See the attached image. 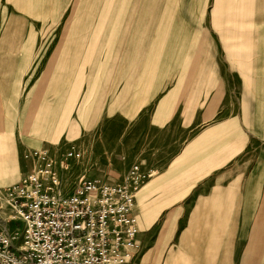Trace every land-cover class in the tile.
I'll use <instances>...</instances> for the list:
<instances>
[{
	"label": "crops",
	"instance_id": "crops-1",
	"mask_svg": "<svg viewBox=\"0 0 264 264\" xmlns=\"http://www.w3.org/2000/svg\"><path fill=\"white\" fill-rule=\"evenodd\" d=\"M212 1L209 25L202 26L197 17V14L201 15L202 0H0V157L8 160L0 169L7 170L8 164L16 162L19 171L14 176H22L31 168V162L24 156L26 151L44 147V143L61 136L70 141L75 140L78 133V136L92 132L105 135L111 131L108 127L116 126L119 121H132V130L136 121H148L155 129L164 128L170 121H179L180 129L205 124L181 148L171 166L149 178L143 186L145 193L164 176L195 158L188 170L163 185V188L174 190V187H180L185 175L211 168L218 160L229 159L238 146L250 139L263 140V64L251 73L246 74L244 65L238 71L240 121L233 116L220 121L211 119L217 113L225 85L216 65L217 42L223 49L224 60L232 65L237 46L244 45L245 49L239 53L242 57L247 55L254 30L258 31L257 46L264 47V39L259 36L261 31L264 32L260 22L264 20L260 16L264 14V0H256L257 5L251 10L249 7L246 10L245 5L250 0H223V4ZM221 4L226 11L220 9ZM219 10L222 13L236 11L237 33H248L247 41L239 35L231 40V54L225 53L216 29L218 26H215ZM250 19L256 22L248 21ZM197 25L204 33L205 41H210L212 46L210 70L200 69L207 65L201 64L199 55L192 64L190 62L191 67L188 64L186 29L192 30ZM231 29L234 26L231 28L227 23L225 30ZM52 30H58V33L49 36ZM229 39L227 37L226 42H230ZM243 59V63L247 62ZM172 79H175L173 84L170 83ZM191 82L194 84L189 88L187 83ZM254 159L248 175L239 183L241 187L238 186L243 191L253 167L260 168L258 185L250 187L254 197L241 201L252 207L260 206L253 226L245 228L243 234L239 233L242 209L237 207L233 211L230 203L231 211L226 215L210 213L207 218L214 228L225 221V231L220 233L224 248L219 249L217 245L218 234V238L208 241L211 247L202 240L194 255L191 248L196 246L199 230L187 228L178 238L179 247L187 251L186 256H174L167 262L264 264V229L261 230L264 149H258ZM93 178L103 180L98 176ZM172 200L173 197L168 196L163 204L168 205ZM235 200L236 196L233 202ZM136 207L137 197L133 208L138 219L140 242ZM143 214L141 226L145 230L150 223L144 225ZM229 220L234 228L230 231ZM185 233L188 242L183 245L181 237ZM211 235L214 234L211 232ZM206 237V234L202 236ZM224 258L225 262H222Z\"/></svg>",
	"mask_w": 264,
	"mask_h": 264
},
{
	"label": "rangeland",
	"instance_id": "rangeland-1",
	"mask_svg": "<svg viewBox=\"0 0 264 264\" xmlns=\"http://www.w3.org/2000/svg\"><path fill=\"white\" fill-rule=\"evenodd\" d=\"M243 1L247 2L246 0ZM206 2L207 5H205ZM212 2V0H202L201 2V15L199 16L197 14V17H200L202 26L209 25V15L213 9V7L210 6ZM222 2L223 0H218L219 4ZM222 4L221 7L218 6V9L220 7V9L226 11L227 8ZM245 5H247L246 10H248V7L250 10L255 9L257 1L250 0V2ZM222 6H224V8H222ZM237 16L236 11L222 13L219 10V13L216 14L217 18L215 26H218L216 29L220 34L219 38L226 54L233 53L231 40L233 41V38H237V35L242 36L243 39L247 41L246 37L248 33L240 34L236 31ZM260 16L264 17V14H260ZM65 18L66 17H64V19ZM248 21L256 22L253 19ZM260 22L263 23L262 28L264 29V20ZM227 23L230 24L231 28L234 26V29L228 31L225 30L227 28ZM222 28L224 29L223 31L221 30ZM56 32L58 33V30L49 31V36H53ZM59 32L61 33V30ZM256 33H258L257 29L254 30L253 39H250V45H248L246 50V56L242 57L239 53L245 49L244 45L237 46V54L234 56L235 60L232 62L233 65L230 64L228 60H224L223 49H221L220 43L217 42L216 39L219 49L218 51L216 47V58L218 59L215 58L216 65L218 66L219 74L224 77L223 80L225 85L222 89L223 95L217 113L212 117V121L225 120L229 116H233L235 119L238 118L237 121H240L241 88L238 71L242 70V65L245 67L246 74L256 70L259 64V68L261 67V64L264 65V47L260 45L259 47L263 49L259 50V47L257 46L258 42L255 40V37L257 36ZM59 36H61V34ZM259 36L261 39H264V32L261 31ZM186 37L190 39H188L189 66L191 67L190 62L192 64L195 57L199 55L201 56V64L207 65L206 68L200 69L210 70L211 66H209V60L212 59V51L210 48L212 46L210 41H205L204 33L201 32L198 25L193 27L192 30L187 28ZM227 37H230V42H226ZM224 38L225 40H223ZM257 52L258 54L256 55ZM244 53L245 52H243V54ZM259 54L261 55L260 60ZM236 57L238 60H236ZM243 58H245L247 62L243 63V61H245ZM262 69L264 70V66ZM225 76H227V79H225ZM174 81L175 79H172V81L170 80V83L173 84ZM193 84L194 82L187 83V86L190 88ZM261 92L263 93V91ZM134 123L133 130L131 129L132 121H119L116 126L113 125L112 127H108V131L110 129L111 131L105 133V135L100 136L99 132H92L91 135L85 133L80 136H78L79 133L75 135L77 136L76 138H73L75 140L70 141L75 142L82 148L83 156L77 160L72 159L70 161L71 172L66 175L68 180L74 175L81 173L92 178L95 176L102 177L106 182L118 183L122 181L130 165L134 162L141 161L150 167L152 174L143 180L136 192V209L140 219V250L137 256L126 264H187L186 260L181 261L182 263H180V261L176 263H171V261L167 262L168 260H172L174 256H186L187 251L178 245V238L183 230L187 228L192 229L193 231L199 230L198 238L196 239V246L193 248L190 247L194 255H196L195 253L197 249L203 243L202 240H204V242L206 241L205 243L211 247L212 244L208 241L215 240L218 238V234L220 237V233H224L225 231V221L219 224L220 226L216 228H214V225L208 221L207 218L210 213L221 212L226 215L231 210L234 211L238 207L239 209H242L240 210L241 222L238 228L239 233L243 234L245 228L253 226V219L260 206L257 208L255 206L252 207L249 203L244 204L241 203V201H249L250 198L254 197V195L252 196L253 190H251L250 187L252 184L254 185L257 183L260 168H258L257 165L253 167V172L249 174L247 182L243 186V191L239 189V187H241L239 183L248 175L251 163L255 158L258 149H264V139L261 141L257 138H254V140L250 139L243 144L244 146H238L229 159L218 160L217 163L212 164L211 168H202L196 173L185 175L180 181V187L178 189H176V187H174V190H171V188H163L165 183L188 170L191 165H193L195 160V158H193L186 164L180 165L176 170H173L171 173L164 176L153 185L149 191L143 193L145 182L149 178L168 169L176 157L180 155L182 151L181 148L184 147L193 135L203 128L205 124H198L197 126L192 125L185 129H180L179 121H170L164 128L155 129L148 124V121H136ZM233 127H235V125ZM237 128H239V132L242 133V129H240L239 125H237ZM62 137L63 136L58 140L43 144L50 147L51 151L58 159L60 158L67 141H69L66 137ZM7 162V158L0 157V166ZM18 171L19 168L16 162L11 165L8 164L7 170L6 168L0 169V186L4 189L5 186L17 181L21 174L14 176V173ZM229 180L230 183H227ZM227 186L230 187L229 190L226 189ZM186 189L189 190L188 193H186ZM236 191L239 192L236 193ZM168 196L173 197V200L168 205L163 204L164 199ZM235 196L237 197V200L233 202ZM263 196L264 193L262 198ZM230 203L233 205L230 206ZM229 206L231 210L229 209ZM11 213L9 205L2 199V201H0V225L6 222L4 221L5 218ZM142 214L145 220L144 225L147 226L150 223L145 230L141 226ZM197 219H199V221H197ZM251 219L252 221H249ZM227 225L229 231L234 229L232 227V220H229ZM261 225V230H263L264 220ZM9 226H11V228L21 229L22 223L18 220H13L9 223ZM213 228L214 230H212ZM211 232L214 234L213 236L211 235ZM205 234L207 237L202 238ZM185 238L186 233L181 237V243L183 245L185 242H188ZM244 238L247 239V237ZM250 239L251 238L249 237L248 243L250 242ZM191 240L194 241V239ZM223 240L224 239L220 237L217 242L219 249L225 245H221V241ZM213 244H215V242ZM190 255L191 253H189L188 256L190 257ZM222 262H225V258Z\"/></svg>",
	"mask_w": 264,
	"mask_h": 264
},
{
	"label": "built area",
	"instance_id": "built-area-1",
	"mask_svg": "<svg viewBox=\"0 0 264 264\" xmlns=\"http://www.w3.org/2000/svg\"><path fill=\"white\" fill-rule=\"evenodd\" d=\"M24 156L30 170L0 187V201L12 212L0 225V264H126L137 256L133 206L150 168L136 161L118 183L81 173L68 180L70 161L83 156L75 142L66 143L59 159L48 146ZM13 220L22 228H11Z\"/></svg>",
	"mask_w": 264,
	"mask_h": 264
},
{
	"label": "bare ground",
	"instance_id": "bare-ground-1",
	"mask_svg": "<svg viewBox=\"0 0 264 264\" xmlns=\"http://www.w3.org/2000/svg\"><path fill=\"white\" fill-rule=\"evenodd\" d=\"M3 220H4V219H3ZM5 220H6V218H5ZM5 220H4V221H5ZM3 224H5V222H4ZM219 258H220V256H219Z\"/></svg>",
	"mask_w": 264,
	"mask_h": 264
}]
</instances>
